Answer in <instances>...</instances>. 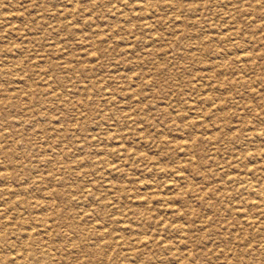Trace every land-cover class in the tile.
I'll list each match as a JSON object with an SVG mask.
<instances>
[{
    "label": "rangeland",
    "instance_id": "rangeland-1",
    "mask_svg": "<svg viewBox=\"0 0 264 264\" xmlns=\"http://www.w3.org/2000/svg\"><path fill=\"white\" fill-rule=\"evenodd\" d=\"M263 182L264 0H0V264L18 201L116 264H264Z\"/></svg>",
    "mask_w": 264,
    "mask_h": 264
},
{
    "label": "bare ground",
    "instance_id": "bare-ground-1",
    "mask_svg": "<svg viewBox=\"0 0 264 264\" xmlns=\"http://www.w3.org/2000/svg\"><path fill=\"white\" fill-rule=\"evenodd\" d=\"M262 187H264V184L262 185ZM18 190L21 191L23 189L22 188L20 189L19 187ZM260 191L263 192L264 190H260ZM52 194H55V193H52ZM18 202L19 203L17 205L13 202L14 203L13 205L15 206V208L18 209L17 212L21 210L20 213H24V215L27 216L26 217L27 220L29 219L31 221H37L38 223H40L41 227L43 228L41 234L39 235L34 234L33 236L32 235L27 236L25 240L23 239L22 246L24 250H27V253H25L22 257V264L24 263H28V264H116V250H115L116 232L112 233L109 230H106L104 228L99 229V230H96V229L88 230V229L81 228V227L77 228L75 231H72V230L53 231L51 230V227H49L48 214H42L38 217L36 216L34 217L35 215L34 210L36 209V207L32 206L33 204L27 203L28 201L27 202L18 201ZM14 206H11V207L15 210ZM12 228H15V227L13 226ZM3 229H6V228H3ZM22 237L24 238V236ZM19 263L20 262L17 261L15 264H19Z\"/></svg>",
    "mask_w": 264,
    "mask_h": 264
}]
</instances>
